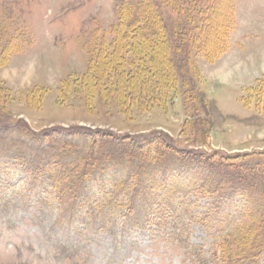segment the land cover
Instances as JSON below:
<instances>
[{
    "label": "rangeland",
    "instance_id": "obj_1",
    "mask_svg": "<svg viewBox=\"0 0 264 264\" xmlns=\"http://www.w3.org/2000/svg\"><path fill=\"white\" fill-rule=\"evenodd\" d=\"M118 1L0 0V126H10L11 131L0 144H13V148L19 144L34 156L42 141L48 149L49 143L62 139L59 129L80 127L83 134L72 136L71 141L87 151L124 150L118 147L130 140L118 143L112 134L146 142L164 133L179 149L193 151L190 155L199 163L209 157L215 165L227 156L264 153V76L250 84L256 71L264 72V0H216L214 20L224 22L220 46L227 51L209 61L193 50L187 61L188 74L195 78L196 89L204 94L203 102L210 110L209 116L202 112L200 118L186 110L189 104L184 107L180 85L165 106L149 111L122 110L114 100L86 99L79 87L88 52L103 49L111 54L115 49L117 35L111 29L118 22ZM174 1L183 9L190 7L189 0L168 3ZM165 14L171 22L176 20L172 5ZM248 38L258 41L259 48L249 49ZM121 44L125 47L128 41ZM244 44L249 50L241 56ZM224 60L240 64L239 72L230 70V77L219 78L221 69L213 64H228ZM122 61L131 64L127 54ZM126 71L132 72L128 66ZM107 81L116 84L113 76H104ZM201 115L211 121L209 134L202 128ZM102 132L109 136H101ZM3 147L0 160L6 155ZM225 162L223 170L231 172V163L244 160ZM7 169L0 166V264H225V236L243 222L248 206L242 196L229 191L228 205L210 211L209 199L193 192L186 197L185 178L177 172L173 176H179L183 184L177 185L176 196L168 201L174 207L160 206L161 199L151 198L147 202L150 214L137 220L140 205L125 201L127 197L118 189L113 193L108 178L104 184L90 182L89 191H81L74 199H61L58 193L55 197L48 193L45 178H33L30 189L25 172ZM260 184L251 182L247 187L261 195ZM112 195L114 203L118 198L115 207H105L98 217L96 213L88 216L91 209L84 211L89 196V201L102 205ZM175 218L183 223L176 224ZM258 264H264V256Z\"/></svg>",
    "mask_w": 264,
    "mask_h": 264
},
{
    "label": "trees",
    "instance_id": "obj_2",
    "mask_svg": "<svg viewBox=\"0 0 264 264\" xmlns=\"http://www.w3.org/2000/svg\"><path fill=\"white\" fill-rule=\"evenodd\" d=\"M170 4L176 15L174 22L168 20L165 14V8L171 7ZM170 4L168 0H138L136 4L129 0L118 1L116 4L118 22L111 29L117 35L115 49H112L111 54L103 49L88 52L87 70L79 87L86 99L114 100L122 110L128 107L149 111L154 106H165L180 85L184 107L190 105L189 107L187 105L186 110L192 115H199V118L202 112L209 116L208 104L203 102L204 94L196 89L195 78L188 74L187 61L193 50L205 54L204 57L209 61L227 51V47L220 46L224 22L214 20L218 4L216 0H189L188 9H183L175 1ZM122 41H128L127 46L123 47ZM170 51L174 53L173 57ZM124 54H127L134 67L131 64H124L122 61ZM181 55L182 60H178ZM9 58L10 56L7 60ZM127 66L132 71L129 74L126 71ZM107 75L113 76L116 84H111L110 81L105 83L104 76ZM201 118L202 128L209 134L212 132L211 121L202 115ZM8 127L0 126V140L4 139L5 134L11 133ZM47 133L46 131L43 136H47ZM80 134H83L80 127L70 131L59 129L58 135H62V139L65 138L59 139L57 144L49 143L48 149L44 147L45 142L42 141L39 150H34V156L28 154L29 148H22L19 144L14 145L18 146L15 148L10 147L13 144L10 146L6 143L0 144L5 146L3 148L6 153L4 159L0 160V166L6 170L9 165L12 169L7 171L20 169L19 171L25 172L26 182L23 180L19 183L25 182L30 189L33 188L30 184L33 178L37 176L45 178L48 193L54 197L58 193L61 199L67 196L74 199L81 195V191L82 193L89 191L90 182L104 184L108 178L112 182L113 193L118 189L119 193H124L127 197L125 201L140 205L138 212L135 213L137 220H142L144 216L150 214L147 202L151 198L161 199L158 203L160 206L174 207L168 201L176 196L177 187L183 184L179 176H173L177 172L185 178L186 197L193 192L196 197L209 199L210 211H216L222 204L228 205L227 192L236 193L237 196L244 198L248 206L243 222L236 224L225 236L226 242L222 250L224 263L258 264L262 261L264 153L227 156L214 165L209 163L213 157L201 160L200 163L195 161L196 156L190 155L193 151L179 149L174 140L164 133H159L146 142L140 138L131 139L130 136L112 134L118 143L130 141L126 146L118 147L121 149L124 147V150L115 149L111 152L105 149L95 151L94 148L87 151V148L81 147L78 143L74 144L71 137ZM101 134L109 136L104 132ZM170 156L171 161L168 159L166 163ZM255 156L261 158H253ZM236 160H244V163H231V168H234L231 172L223 170L222 166L228 164L225 161ZM110 163H115L116 167H110ZM115 168L122 169V172L118 173L113 170ZM189 174H194L195 178L190 180ZM259 181L261 195L260 193L256 195V192L249 191L247 186L251 182L257 186ZM165 189H168L165 194L158 192ZM91 198L89 196L88 202L84 201L83 209L84 211L87 208L91 209L88 216L96 213L97 217L99 213L104 212L105 207H115L118 199L115 197L114 203L112 195L107 198L106 203L97 205L89 201ZM130 218L129 214L127 221ZM164 218L165 216L161 220L165 221ZM179 219L175 218L176 224L183 223Z\"/></svg>",
    "mask_w": 264,
    "mask_h": 264
},
{
    "label": "crops",
    "instance_id": "obj_3",
    "mask_svg": "<svg viewBox=\"0 0 264 264\" xmlns=\"http://www.w3.org/2000/svg\"><path fill=\"white\" fill-rule=\"evenodd\" d=\"M248 41L250 40L249 38L247 39ZM250 42V41H249ZM250 43H252V42H250ZM245 45V44H244ZM256 48H259V44H258V41H255L254 43H252V47L251 48H249V49H252V50H254V49H256ZM248 48H247V46L245 45V46H243V48L240 50V55L241 56H243L244 55V52L246 51V50H249ZM263 54H264V52H263ZM229 58V56L227 57V59ZM241 59H242V57H241ZM233 60L235 61V58H233ZM226 63H228V64H213L214 66H216V67H218V69L217 70H220L219 71V74H217L218 76H219V78L220 77H230L231 75L229 74V72H230V70H232V72H233V74L234 73H236V72H239V70H237V69H239V67H240V64L238 65V64H231L232 62H229L228 60H224ZM230 63V64H229ZM235 63H237V61H235ZM242 63V62H241ZM8 64H9V62H8ZM233 67V68H232ZM234 70V71H233ZM256 71V70H255ZM228 72V73H227ZM257 73L255 74V75H252V80H251V82H250V84H254L260 77H262V76H264V72H261V71H256ZM234 76V75H233ZM3 77V75L1 76V78ZM244 78V77H243Z\"/></svg>",
    "mask_w": 264,
    "mask_h": 264
}]
</instances>
